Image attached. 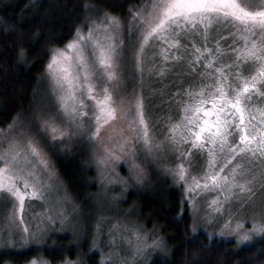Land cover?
<instances>
[{
    "label": "snow or ice",
    "instance_id": "6c2138e0",
    "mask_svg": "<svg viewBox=\"0 0 264 264\" xmlns=\"http://www.w3.org/2000/svg\"><path fill=\"white\" fill-rule=\"evenodd\" d=\"M84 7L95 9V17L85 15L70 40L46 49L50 55L45 74L62 123H57V115L41 101L29 116L18 113L7 126L8 132L18 129L5 138L7 148L0 152V194L14 202L11 214L22 213L26 199H43L45 190L51 187L54 171L38 134L53 143L73 135L68 125L82 128L88 116L85 109L90 107L94 123L89 140L99 141L101 129L110 122L118 123L121 117L132 133L131 137L121 134L123 143L117 145L121 155L104 145L97 156L98 164L107 168L126 159L133 178L142 183L146 172L136 163L137 147L145 158H156L155 154L167 146L178 162L166 171L185 186L193 212L194 197L211 192L214 195L206 202L204 218L209 223L223 218L222 234L235 235L238 243L250 240L253 234H264V216L250 217L252 227L247 229L241 218H236L233 225L235 214L226 207L239 195H252L258 175L264 179V105L253 102L254 97L264 99V0H141L126 18L95 5ZM226 39H232V43L227 44ZM150 48L156 49L152 58L158 55L161 59L159 75L170 70V63L184 61L187 72L183 75L195 77L187 84L179 81L173 94L176 116L162 118L167 129L163 139L153 133L142 91L133 90L128 96L117 91L121 62L130 55L137 69L143 71ZM18 55L23 58L24 50ZM194 155L201 162L193 163ZM41 169L47 173L46 180L41 179ZM120 180L127 183L124 178ZM63 199L67 202L70 197L65 193ZM57 219L51 214L44 217L52 227ZM63 219L66 217L60 219L61 224ZM116 228L120 231L119 222ZM46 230L37 225V230L30 231L24 225L18 237L20 244L43 246L38 233ZM191 230L196 231L195 227ZM127 232L131 236L123 234ZM11 235L4 242L15 245ZM121 239L135 254L162 244L160 238L149 244L147 233L128 223L123 225ZM109 243L118 247L111 232ZM111 255H102L100 264L106 259L116 264ZM124 259L120 258V264ZM27 264L51 262L38 253ZM61 264L82 262L65 257Z\"/></svg>",
    "mask_w": 264,
    "mask_h": 264
},
{
    "label": "trees",
    "instance_id": "16d2710c",
    "mask_svg": "<svg viewBox=\"0 0 264 264\" xmlns=\"http://www.w3.org/2000/svg\"><path fill=\"white\" fill-rule=\"evenodd\" d=\"M140 3L141 0H0V127L7 129L18 113L29 116L40 105L39 101L49 105L48 111L55 107L45 74L50 55L46 49L63 46L70 40L76 26L84 23L85 15L95 17V9H85V4L126 18L130 9L135 10ZM21 49L25 52L23 58L18 55ZM128 59L123 61L125 65ZM161 66L160 57L145 61L140 81L129 73L127 77L121 75L123 81L127 80L125 88L132 83L140 87L151 111L152 106L163 102L162 96L168 95L167 99L176 92L163 89L172 64L163 76L158 74ZM159 117L154 114L153 121H159ZM38 139L62 178L63 190L84 221L83 231L77 237L68 232L58 233L40 247H0V264H26L38 253L48 259L63 260L67 256L79 258L82 264H99L100 251L106 256L108 253L97 235L109 234L113 223L120 225L129 220L146 229L157 227L169 245V254L151 264H264V236L239 245L233 239L213 237L205 231L193 232L187 208L180 212V197L170 178L162 179L153 173L144 187L119 182L104 187L84 138L53 143L38 134ZM110 190L115 196H111ZM93 240L98 251L93 248Z\"/></svg>",
    "mask_w": 264,
    "mask_h": 264
},
{
    "label": "rangeland",
    "instance_id": "374dc122",
    "mask_svg": "<svg viewBox=\"0 0 264 264\" xmlns=\"http://www.w3.org/2000/svg\"><path fill=\"white\" fill-rule=\"evenodd\" d=\"M219 31L221 32V34H223L222 29ZM127 38L128 37L125 34L124 36L125 44H127L128 41ZM181 42L186 44L187 40L181 38ZM197 42L199 41L197 40ZM226 43L231 44L232 39H226ZM154 51H156V49L154 48H150L147 50L144 58V63L145 61H152V57L150 54ZM156 57L158 58L159 56L157 55L154 58ZM144 63L142 65L143 71H140L137 69L131 57L128 59V61H126V65L122 61L121 66L118 70L120 76L122 74H126L125 76L127 77V74L129 73L135 78L136 81H140L141 74L145 70ZM241 70L245 71L243 67ZM185 72H187V66L184 61H181L179 65H172L170 78L168 79L167 83L163 86V89L177 90V87L180 86L179 81L181 79H183L186 82V84L187 82H190L195 79V77L183 75V73ZM126 86H127V80L123 81V79L121 78L118 81V88H117L119 94L128 96L133 92V90L139 91L140 89V87H135L134 83H132V85L129 88H125ZM167 96L168 95H164L162 96L163 98H160L163 101L161 104L157 103L156 106L151 105L153 107L152 111L150 110L151 107L146 106L147 101H145V110L149 116L150 125L153 126L154 135L159 139H163V135L167 131L165 127L166 121H164L162 118L165 117L166 115H172L173 117L176 116L175 113L176 104L173 102V95H170L166 99L165 97ZM116 99L119 102V95L116 97ZM258 100L259 98L254 97L253 102L255 103ZM54 102H55V107L50 109L51 111L49 112L53 115H57V105L55 99ZM86 103H88V101H86ZM256 104L258 106L264 105V99ZM36 107H38V105H36ZM85 111L88 113V116L84 118L83 121L84 126L80 129H76L73 126L68 125V131L72 132L73 135L65 136L62 140L72 141L73 139L84 138L89 143L91 150L90 156L92 157L91 162L96 165L102 186L110 187L113 184L122 183L120 178H124L127 181V183H122V184L131 185V186L141 185L140 187H144L143 185H146L145 182L147 183L150 182L153 173L154 175L160 178L162 177L165 179L170 178L173 183L174 189L177 191L180 197L179 200L181 206L180 212L183 213L185 211V208H187L190 216V221H192V228L195 227L196 229L195 232L205 231L210 236L219 237L222 239H233L234 241H236V243H238L235 235H226L220 232V228L223 225V218L218 217L216 221L212 223H209L204 218L206 202L211 199L214 193L209 192L207 194H201L197 197H194L196 211L193 212V205L186 199L187 195L189 194L186 193L185 186L183 184L177 183L174 177H172L170 173L166 171V167H170L178 162L176 160V154L170 151L167 146H165V148L160 153L155 154L156 158H153L152 156H148L147 158H145V154L140 150L139 147H137L136 163L144 167L146 172V176L142 183H137L136 180L133 178L131 169L126 159H121L115 165H108L107 168L98 164L97 156L102 154L104 145H107L109 148H112L117 155H121V153L117 149V145L123 143V140L120 139V136L121 134H123L124 136L131 137L132 133L127 125V122L123 119V117H121L118 123L110 122L109 124L105 125L101 129V139L99 141L93 142L89 140V131L91 129V125L94 123V121L91 119L90 107L86 108ZM156 113L160 116L159 117L160 122L156 120L153 121L154 114L158 118V115ZM57 123H62V118L58 115H57ZM0 129L4 130L3 132H0V152H2L4 149L7 148V143L5 138L15 135L16 132L18 131L15 130L13 132H8L7 129H3L1 127ZM43 151L46 153V156L50 161V166L53 168L54 171V175L51 181V187L45 190L43 199L39 197H32L30 199H26L23 212L16 213L15 215L11 214L13 210L14 202L10 201L6 195L0 194V247H5V246L9 248L17 247L19 249H24L25 247H29V246L36 247L33 244H29L26 246H22L20 244L18 237L19 235H21L22 228L24 225H27L30 231L37 230V225H41L42 228L47 229L44 232L38 233V237L42 238L43 240V245L46 244L47 238L56 235L58 233L68 232L69 234L73 235V237H77V235L83 231L81 229H83L84 227V221L81 215L77 212V209L73 206V202L70 200L66 202L63 199L66 192L63 190L64 186L62 183V178L58 173L57 169L55 168L54 163L52 162L48 152L44 148ZM192 162L193 163L201 162L200 157L194 155L192 157ZM149 169H153V170H149ZM40 171H41V179L46 180L47 173L44 172L42 169ZM193 171H196V169H193ZM254 171H256V169H254ZM109 177H112L111 182H109ZM109 193L111 194L112 197L115 196L113 195L114 191L110 190ZM111 196H107V198L109 200H113ZM226 207H228L230 211L235 214L233 218V225L236 218H241L243 219L244 227L250 229L252 227L251 220L249 219L250 217H256L257 219H259L261 216H264V179H261L260 176L258 175L257 183L253 189V194L239 195L237 199H232L230 201V205ZM62 208L64 209L63 213L60 212V209ZM49 214L53 215L54 217H58L54 227L50 226L44 220V217H46ZM20 216L23 217L22 220L19 219ZM64 217H66V219H63V224H61L60 219ZM129 221H123L122 224H120V231L117 230L116 228L117 225L114 223L109 227V229H111L110 232L114 236H116L117 245H118V247L116 248L110 246L109 234L97 235L104 243V250L108 254L111 252L112 254L111 259L115 260L116 264H120L121 257L125 258L124 264H151L156 258L165 257L166 255L169 254L170 247L157 227L154 229H146L141 227L140 224H135ZM125 223L139 226L143 232L147 233V242L149 244L151 243L152 240L160 238L162 240L161 246L155 248H147L141 251L140 253L135 254L133 249L125 241L121 239L122 229ZM9 233L12 234L11 238L16 240L15 245L6 244L2 242V240H5V238L8 236ZM123 234L131 236L130 232ZM263 236L264 234H253L250 240L240 242L238 244L239 245L250 244ZM97 241L98 238L96 237V242ZM96 250L98 251L97 248ZM100 250L102 249L100 248ZM102 255H105L104 251H100V260ZM48 260L51 262V264H61V261H63L61 259L59 260L54 258H49ZM105 264H109V261L107 259L105 260Z\"/></svg>",
    "mask_w": 264,
    "mask_h": 264
}]
</instances>
